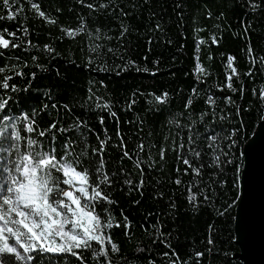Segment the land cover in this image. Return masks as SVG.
I'll return each instance as SVG.
<instances>
[{
    "label": "trees",
    "instance_id": "1",
    "mask_svg": "<svg viewBox=\"0 0 264 264\" xmlns=\"http://www.w3.org/2000/svg\"><path fill=\"white\" fill-rule=\"evenodd\" d=\"M32 2L56 22L49 23L38 17L28 0H20L15 5L16 8L20 4L24 7L15 20H0V32L7 29L21 38L14 39L4 33L6 39L13 43L24 41L19 48L0 49V67L7 66L0 74V80L5 75H13L12 65L24 73L23 77L14 76L9 81L10 86H17V91H11V87L6 91L0 89V98L10 97L0 115L21 117L27 113L35 120L38 130L48 129L56 122V129L40 138L44 149L54 145L59 159L68 142L71 144L69 151L81 162L80 168L88 167L93 173L92 162L98 161L99 156L93 155L92 149L99 148L100 140H107L103 156L105 171L112 177V186L104 187V191L115 203L100 204L97 210L103 214V209L107 208L121 224L110 230L113 242L119 246L118 253L109 250L113 264H148L149 260L167 264L162 254L169 249L153 243L156 234L151 225L157 220L164 226L162 231L165 234L171 233L172 248L182 261L191 257L189 264H196L194 252L203 251L205 255L201 264H242L235 258L239 249L235 243L234 221L241 193L243 155L240 153L264 116V102L259 99V91L264 87V64L259 63V58L264 57V0H253L260 4L258 11L249 9L245 0ZM88 4L94 8H88ZM101 4L108 6L101 8ZM0 15L7 16L2 5ZM81 21L85 30L80 34L69 37L61 31L62 28L77 29ZM122 25L128 27V32L121 38ZM245 25H250L247 36L257 59L254 68L247 55ZM22 27L28 29V35H24ZM97 29L101 39H95ZM198 29L202 31H196ZM213 35L218 44L212 43ZM199 39L206 43L200 45L197 52ZM27 41H31V45ZM95 44L101 45L99 55L90 51ZM45 45H50L54 51H46ZM109 48L113 51L109 52ZM197 55L209 73L201 76L202 82H198L194 74ZM228 56L235 57L234 66L240 77L239 80L233 78V84L237 89L243 85V95L227 88L219 90L226 82ZM90 59L93 61L91 65L88 63ZM101 67L106 70H100ZM145 68L148 71H143ZM250 68L253 70L251 77L245 75ZM32 73H35L34 78ZM193 88L199 95H193ZM253 89H256L255 95ZM165 92L168 93L166 102L156 103L154 96ZM209 95L216 99L215 117L211 114L213 109L205 102ZM228 96L234 103L225 102L224 97ZM190 97L193 103L185 109ZM133 99L136 102L129 108ZM98 103L110 105L111 111L117 114L116 118L111 117L108 110L97 108ZM53 104L57 107L53 108ZM201 113H207L202 123ZM221 115L227 119L221 121ZM101 117L103 124L100 123ZM170 121H179L181 126L196 121L194 132L205 134L208 129L222 136L233 128L243 127L235 137L237 147L227 157L233 164L226 165L220 173L215 167H209L211 150L206 147L205 140L200 139L192 147L201 151V156L189 158L196 166L203 165L202 175L195 177L191 169L185 174L186 166L178 160V154L188 155V130L177 128ZM78 122L83 123L77 127ZM18 128L22 136L29 135L23 131V123L18 122ZM60 128L68 131L61 133ZM117 128L131 160L123 157L124 149L119 146ZM181 137L186 145L183 150L179 149ZM3 143L7 146L9 142L5 140ZM140 144L145 146L143 151L138 149ZM227 144L225 140L224 145ZM161 148L166 150L164 160L159 156ZM137 161L143 169L144 186L140 191L124 184L125 179H131L134 185L141 179L140 169L135 167ZM237 166L240 169L239 185L235 186ZM214 173L218 174L214 176ZM95 179L93 174V182ZM176 179L181 180L180 185L175 183ZM220 181H226L223 188ZM193 183L198 185L192 188L193 192L204 189L211 198L204 202L203 195H200L201 206L195 210L186 199L189 195L187 186ZM173 202L174 209L171 208ZM224 208L228 211L220 216ZM121 213L131 224L129 235H125ZM210 225L214 241L211 255L206 251ZM34 255L33 264H81L70 254ZM83 259L84 264H97L90 252H83ZM100 260L103 261V257Z\"/></svg>",
    "mask_w": 264,
    "mask_h": 264
},
{
    "label": "snow or ice",
    "instance_id": "2",
    "mask_svg": "<svg viewBox=\"0 0 264 264\" xmlns=\"http://www.w3.org/2000/svg\"><path fill=\"white\" fill-rule=\"evenodd\" d=\"M31 4V9L40 18H44L49 23H55V20L50 19L45 15L37 3L28 0ZM83 3V0H80ZM20 3V0H0V5L7 10V16L0 15V20L8 19L15 20L16 16L24 11L23 4H20L19 8L15 5ZM248 8L252 11L260 10V4L253 2V0H245ZM88 8H94V5H86ZM108 5L101 4V8H106ZM15 9V10H13ZM211 13H209V16ZM223 16V13H221ZM250 25H245L244 33L246 39H248L247 55L251 58V64L254 68L257 64V59L253 55V49L251 47L250 38H248V28ZM159 28V25H157ZM24 35H28V29L22 27ZM85 30L84 22L81 21L80 26L77 29H61L69 37H74ZM196 31H202L198 29ZM128 32V27L122 25L121 38ZM4 33H7L9 37L14 39H21L16 36L15 32H8L4 29L0 32V49H8L9 47L15 49L21 47L24 43H13L12 40L6 39ZM91 37L92 34L89 33ZM95 39H101L100 30H96ZM110 39V37H109ZM213 44H218V39L215 35L211 37ZM206 43L205 40L199 39L197 41V52H199L200 45ZM28 45H31V41H27ZM48 52H53L54 49L50 45L44 46ZM101 45L95 44L90 48L91 52L99 55V49ZM109 52L113 50L108 49ZM2 54V53H0ZM18 59V58H17ZM36 57H33L35 60ZM196 65L194 68V74L198 82L201 81V76H207L209 73L202 66L199 61V56L195 57ZM211 59V57H209ZM235 57L228 56L226 63V82L219 90L223 91L227 88L229 91L236 93L239 91L243 95V85L240 89L234 87L233 78L239 80L240 73L234 66ZM89 65L93 63L90 59ZM134 65L135 62H130ZM259 63L264 64V57L259 58ZM27 66L26 64L24 65ZM6 67H0V74L6 71ZM17 66L12 65L11 71L13 75H5L3 80H0V89L8 90L11 87V91H17L16 85L9 84L14 76L23 77L22 70H16ZM100 70H106L101 67ZM126 70V69H121ZM137 71L141 69L137 68ZM148 71V69H143ZM155 75V73H152ZM245 75L252 76L253 70L249 69ZM33 78L35 73H32ZM91 91V90H89ZM193 95H199L197 90L193 88ZM253 94H256V89H253ZM168 93L165 92L162 95L154 96L156 103L163 104L166 102ZM9 98H0V114H2L8 103ZM259 99L264 102V87H261L259 91ZM227 104L234 103L231 96L224 97ZM135 100H131L128 107L131 108L135 104ZM206 104L213 109L212 116H216L215 105L216 99L209 95L206 98ZM193 103V99L190 97L186 104L185 109L190 108ZM47 107V105H45ZM53 108L57 105L53 104ZM66 107V106H65ZM97 108H103L109 111L110 116L116 118L117 114L111 111L110 105L97 104ZM240 109L237 107V115L239 116ZM207 113H201V123L204 116ZM221 121L227 119L226 116L221 115L219 117ZM18 122L23 123V131L29 135L22 136L21 131L18 128ZM103 117L100 118V123L103 124ZM83 122H78L77 127L81 126ZM117 123H119L117 119ZM175 123L177 128H186L188 130L187 138V152L188 155L178 154V160L185 166V174L187 170L191 169L195 177L202 175L203 165L196 166L193 163V159H198L201 156V151H197L192 145H195L197 140L204 139L206 147L211 150V157L209 167H215L218 173L223 172L226 165H232L233 161L228 159L229 153L232 149L237 147V134L243 131V127L233 128L226 136H222L220 133L209 131L205 129V134L194 132L193 127L196 121H190V123L183 126L179 121H170ZM56 129V122H53L48 129L38 130L36 122L33 118L29 117L27 113L22 114L21 117H12L10 115H0V264H33L37 254L44 256L46 254H70L84 264L83 252H90L91 257L97 264H113L109 255V250L112 253L119 252V246L113 242L110 230L113 227H120V222L116 221L115 217L108 211L107 208L103 209V214L97 210L100 204H112L115 203L110 199V196L105 193L104 187L110 188L112 186V177L105 171L104 150L107 140L99 141V148L92 149L93 155L99 156L98 161H93L94 173L90 171L88 167L80 168V160L78 157H74L73 153L69 151L71 144L66 142L64 145V152L58 159L56 156V148L53 145L50 149L45 150L43 142L40 138L44 137L48 132ZM61 133L68 131V129L60 128ZM35 133L33 136L31 134ZM105 133L107 130L105 129ZM117 137L120 140V147L124 149L123 157L132 159L131 154L126 150V145L123 140V136L117 128ZM99 140V137H97ZM110 139V137H109ZM7 140L9 143L4 145L3 141ZM55 136H53V141ZM228 141L225 146L224 141ZM175 144V141H174ZM144 145H138L140 151L144 150ZM225 147L227 150H225ZM186 148L181 137V143L179 149ZM173 150H176L175 147ZM165 149L161 148L159 156L161 160L165 158ZM242 156L243 153L241 152ZM72 157V158H70ZM223 157V159H222ZM135 167L140 169L141 179L135 185L131 179H125L124 184L130 186L136 191L142 190L144 186L143 169L140 162L137 161ZM79 169V170H78ZM177 173H179V167H177ZM123 172V170H121ZM239 167L236 168L235 186L239 185ZM214 173L213 175H217ZM95 174V182L92 180V176ZM115 175V174H113ZM177 185L181 184L180 179H176ZM220 186L223 188L226 181H220ZM66 186V187H62ZM198 186L196 183L189 184L187 191L189 195L186 197L189 205L195 210L201 206V201L198 199L200 195H203L204 202H209L210 197L204 189H201L199 193L192 191V188ZM211 187V185H209ZM232 205H229L231 207ZM171 208H175L174 202L171 204ZM228 211V208H224L219 214L224 216ZM123 216V213H121ZM125 235H129L128 229L131 224L126 216H123ZM156 234L153 239V243H160L165 248L169 249L162 254V258L167 261V264H189V260L182 261L179 254L171 245V233L165 234L162 229L163 225L157 220L155 225H151ZM212 226H209V237L207 244L209 247L206 251L211 255L214 241L211 236ZM81 250V251H77ZM143 252L144 249H139ZM205 252L195 251L194 257L196 264H201L204 258ZM226 255V254H225ZM103 257V261L100 258ZM148 264H156L154 260H149ZM210 264V262H209Z\"/></svg>",
    "mask_w": 264,
    "mask_h": 264
},
{
    "label": "water",
    "instance_id": "3",
    "mask_svg": "<svg viewBox=\"0 0 264 264\" xmlns=\"http://www.w3.org/2000/svg\"><path fill=\"white\" fill-rule=\"evenodd\" d=\"M234 233L242 264H264V116L243 150Z\"/></svg>",
    "mask_w": 264,
    "mask_h": 264
}]
</instances>
